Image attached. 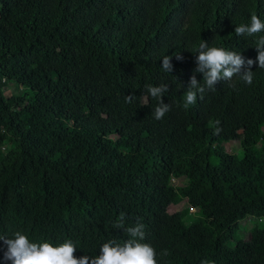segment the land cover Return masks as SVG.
I'll return each instance as SVG.
<instances>
[{
	"label": "trees",
	"instance_id": "16d2710c",
	"mask_svg": "<svg viewBox=\"0 0 264 264\" xmlns=\"http://www.w3.org/2000/svg\"><path fill=\"white\" fill-rule=\"evenodd\" d=\"M252 14L264 22V0H0V235L96 256L129 239L112 227L123 214L158 264H264V32H234ZM202 40L255 61L253 82L220 80L184 109L190 78L204 85ZM161 84L171 107L156 120L146 85ZM184 199L195 217L169 210ZM247 217L258 222L243 238Z\"/></svg>",
	"mask_w": 264,
	"mask_h": 264
},
{
	"label": "clouds",
	"instance_id": "9594fccd",
	"mask_svg": "<svg viewBox=\"0 0 264 264\" xmlns=\"http://www.w3.org/2000/svg\"><path fill=\"white\" fill-rule=\"evenodd\" d=\"M234 32L238 37L256 36V34L264 32V22L256 14H252L250 22L236 26ZM255 48L258 52L256 58L258 68L264 69V36H259L256 39ZM196 52L199 54L195 57L197 63L195 71L203 73L204 85L197 81L195 75L190 78L181 105L184 109H188L197 102L198 94L200 98H203L205 87L212 89L220 80L231 81L234 76H238L245 84H252L254 72L251 67L255 63L252 59L245 60L239 53L225 50L222 47H209L204 40L198 45ZM176 58L183 59L179 54L176 55ZM161 67L165 72L173 70L170 56L162 57ZM168 90L167 84L146 85L147 93L158 102L153 111L156 120L162 119L170 111L171 106L164 103L162 99ZM125 101L132 103L133 95H127ZM112 227L113 229L122 228L126 231L129 239L123 244L117 243L115 240L105 242L99 249V255H84L79 258L74 255L77 247L71 240L53 245L46 241L32 242L21 231H15L11 237L0 235V241H3V246H6V250L3 251V259L10 261L11 264H158L155 249L150 244L142 242L145 239L143 224L137 223L136 226L125 229L124 216L121 214ZM167 254L166 250L161 252L162 256Z\"/></svg>",
	"mask_w": 264,
	"mask_h": 264
},
{
	"label": "rangeland",
	"instance_id": "374dc122",
	"mask_svg": "<svg viewBox=\"0 0 264 264\" xmlns=\"http://www.w3.org/2000/svg\"><path fill=\"white\" fill-rule=\"evenodd\" d=\"M21 88V87H20ZM20 88L16 85V84H9L6 89H5V95L6 97L13 101L17 94H18V90H20ZM63 117H68L67 115H63ZM225 148L228 152L230 153H234L239 155V157H241L243 155V151L240 149L239 143L238 142H231V143H227L225 145ZM179 172H181L180 178L178 179H173V182H175L176 184H182L186 181V174L187 172L190 170V167L184 166V165H180L178 168ZM189 208L190 209V213H189V217L193 218L196 216L198 209L196 207L190 206L189 202L187 199L182 200L180 203L178 204H172L169 207V210L171 212H175V211H179V210H185ZM257 219H253V218H245L244 220L240 221V227L241 230L239 231V234L241 237L243 238H248L249 234H250V229L257 223ZM234 242H232L230 245H233Z\"/></svg>",
	"mask_w": 264,
	"mask_h": 264
}]
</instances>
